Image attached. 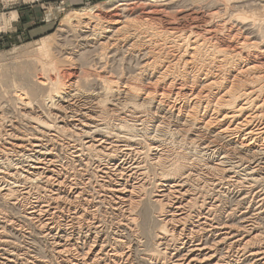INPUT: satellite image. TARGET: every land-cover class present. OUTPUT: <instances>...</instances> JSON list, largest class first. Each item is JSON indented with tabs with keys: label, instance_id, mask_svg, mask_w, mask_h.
<instances>
[{
	"label": "bare ground",
	"instance_id": "bare-ground-1",
	"mask_svg": "<svg viewBox=\"0 0 264 264\" xmlns=\"http://www.w3.org/2000/svg\"><path fill=\"white\" fill-rule=\"evenodd\" d=\"M150 1L77 26L101 71L122 52L138 82L106 70L82 87L67 69L39 78L45 95L18 94L25 127L0 114V199H34L26 213L52 243L31 264H264V34L229 3ZM5 239L1 264H28Z\"/></svg>",
	"mask_w": 264,
	"mask_h": 264
},
{
	"label": "rangeland",
	"instance_id": "rangeland-1",
	"mask_svg": "<svg viewBox=\"0 0 264 264\" xmlns=\"http://www.w3.org/2000/svg\"><path fill=\"white\" fill-rule=\"evenodd\" d=\"M183 1L185 0H163V1L158 0L157 3L165 4L168 6L170 5L169 6L170 8H168L169 11L174 12L176 7L175 6L173 7L172 5L183 6L188 3V0H186V2ZM195 1L205 3L211 0H195ZM218 1L221 3H229L231 5L237 6V7L232 6L233 7L232 10H235L234 14H236V16L241 18L250 17L248 21L255 22V24L257 25L256 26L257 31H260L261 32L260 34H264V21H261V17H260V15H264V0H242L241 2L239 0L237 1L218 0ZM119 2H122L123 5H118ZM148 2L151 1L150 0H0V114L1 115L5 114L4 116L6 118L11 117L13 119H16L18 125L25 127L29 117L26 116V119L24 118L25 115L28 114L23 113V111H21L20 109L21 107L19 108V105L17 104L16 98L18 97V94H29V91H31L33 92V94L36 93L39 95L41 94L45 95L48 89L44 87L39 88L37 84L39 78L43 76L47 77L51 74L52 76L57 77L56 79L58 81H61L63 80V77L60 76V72L67 69L78 70V72L80 73L78 79L79 80L78 85L82 87L90 88L93 85L94 82L93 80H92L93 82L91 81L89 84L84 81L85 78L87 77V74H90L91 77L93 78L94 74L96 75L97 73L100 72L105 73L106 70H109L107 71L108 73L110 72L112 73V74L110 73L111 77H113L115 80H118L119 85L121 84L123 85V83L135 84L136 82H138L139 79L138 81H135L136 76L134 75L135 74V68L133 67L134 63L132 64L131 59L127 55L125 54L122 55V52L119 53V55L115 58V60L108 59L107 61L108 64L107 66L105 65V67L107 68H105L104 71H101V67H99V63H98L99 61L97 59L98 58L97 50H95L94 47H87L82 43V36L78 34L81 31H78L77 26H82L84 24L83 21L87 19H92L95 21H103L104 19L100 17H103L105 13L112 11L114 7L116 8L114 10H118L119 12L123 13V11L126 10V8L129 9L130 7L136 4L140 5V3L141 4L143 3L145 6H147ZM86 10L87 11L92 10V11L86 12ZM93 13L94 14L98 13L99 17L91 15ZM128 19L130 20V24H131L130 29L142 30L147 27L146 25L135 24L136 22L135 15L129 16ZM146 31L148 33L151 32L152 35L156 36L157 28L154 26H148ZM156 39L160 41L158 37H156ZM85 48L86 50L87 49L88 50L86 51ZM93 61L95 62V64ZM95 65L96 67L94 68ZM66 80H68V78H66L65 81ZM111 97L112 96L105 94L104 95L105 102L102 106H106L107 108H109L112 103L110 102ZM116 98L117 97H114L112 99L114 100ZM128 98L134 99V95H130ZM6 108L8 109V112L6 111ZM45 110H46V114H44ZM40 111H41L40 112L41 114L39 113L40 115H46L47 117H49L48 106L44 105L43 107L40 108ZM40 115L33 114L32 119L37 121L38 119H40V117H43ZM43 118L46 119V117ZM169 141L170 142L168 145L170 146V148H173L174 152H178V150L180 149V144L173 140L171 141V139H169ZM6 185L7 184L4 181H0V186H6ZM152 188L154 187L150 186L149 188L147 187L145 190V191L148 190V194L145 197V199H147V203H149L148 200L152 199L153 196L156 194L153 191L155 188L154 189ZM31 191L32 194H34L33 196H36L37 189L36 191L35 190H31ZM150 191L151 193H149ZM149 194H153V195H149ZM149 196H151L152 198ZM228 199L234 201L235 199L234 194L229 196ZM0 200H1L0 212L3 213L0 214V218L2 215V218L0 220V229L2 228L1 231H5L6 229V232H3V237H0V246L1 244H3L2 240L7 238L5 239V241H10L11 244L14 247H16L17 251H14L13 248H9V249H13V251L19 254V256L22 259L27 258L26 261H28L27 262L28 264H31L30 255H34L35 257L52 256L53 250L51 245L52 243H50L51 240L49 239V237L43 236L37 231V229L35 228L36 225L35 219L30 218L26 213L27 212L26 210H28L26 208L28 207V205H30L29 203L34 199H30L26 201L19 196V199L15 203L14 202L9 203L6 201L4 202L2 199ZM2 203L5 205H3ZM22 204L24 207L22 206ZM4 206H6L7 208ZM149 210L151 209L149 208ZM4 220L7 223L4 222ZM16 222L17 224H15ZM26 222L27 223L29 222V224H27ZM27 226L28 227L32 226V227L28 228ZM157 226H158V221L157 218L155 217V219L152 220L153 230L157 229L158 228ZM28 234L30 235L32 234L33 237ZM37 238L39 240H37ZM149 248H153V249L158 248L156 246V239L154 240L153 238H149ZM40 250L42 251V253ZM24 253H26V255H24ZM137 258L139 260V256ZM1 262L2 259L0 257V264ZM140 263L149 264L147 262H140Z\"/></svg>",
	"mask_w": 264,
	"mask_h": 264
}]
</instances>
